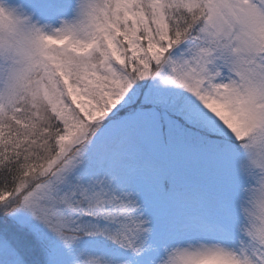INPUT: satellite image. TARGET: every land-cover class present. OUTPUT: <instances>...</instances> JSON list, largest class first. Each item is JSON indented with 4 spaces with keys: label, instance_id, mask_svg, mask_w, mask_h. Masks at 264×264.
Segmentation results:
<instances>
[{
    "label": "snow or ice",
    "instance_id": "snow-or-ice-1",
    "mask_svg": "<svg viewBox=\"0 0 264 264\" xmlns=\"http://www.w3.org/2000/svg\"><path fill=\"white\" fill-rule=\"evenodd\" d=\"M0 264H264V0H0Z\"/></svg>",
    "mask_w": 264,
    "mask_h": 264
}]
</instances>
